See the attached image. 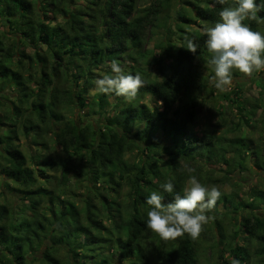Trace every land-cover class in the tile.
<instances>
[{
    "label": "trees",
    "instance_id": "16d2710c",
    "mask_svg": "<svg viewBox=\"0 0 264 264\" xmlns=\"http://www.w3.org/2000/svg\"><path fill=\"white\" fill-rule=\"evenodd\" d=\"M178 1L179 7L172 0H0V17L20 34L15 44L23 45L20 53L12 45L0 53V92H17L0 97V168L9 189L0 184V264H264V214L257 211H264V186L258 184L246 193L248 201L241 183L230 182L232 191H221L205 213L213 228L204 225L197 240L187 233L163 240L146 227L152 192L165 204L176 193L183 196L184 164L199 162L205 171L191 175L209 188L225 185L233 173L264 171L260 139L197 129L203 89L211 86L201 68L211 54L204 31L186 25L215 26L237 0ZM50 14L63 21L51 24ZM262 21L264 10L243 23L259 32ZM159 26L166 39L156 54L147 46ZM185 38L198 44L196 54L179 47ZM113 62L144 81L135 99L90 94L98 79L114 75ZM35 63L39 79L31 87ZM217 91L220 101L236 106L233 131L258 129L249 113L255 118L264 106L248 108L241 88ZM146 96L150 100L143 101ZM71 110L78 118L67 115ZM85 112L98 115V122L84 118ZM222 165L224 178L213 177ZM169 179L172 194L160 187Z\"/></svg>",
    "mask_w": 264,
    "mask_h": 264
},
{
    "label": "clouds",
    "instance_id": "9594fccd",
    "mask_svg": "<svg viewBox=\"0 0 264 264\" xmlns=\"http://www.w3.org/2000/svg\"><path fill=\"white\" fill-rule=\"evenodd\" d=\"M216 2L224 5L228 0ZM237 5L235 8H224L219 13L221 22L204 29L207 49L211 54L208 63L214 69L209 83L220 92L230 90L233 84V70L245 77L264 71V35L243 23L245 19L255 21L257 13L264 10V4L258 5L256 0H237ZM185 39L186 46L179 47L196 54L198 44L192 39ZM111 70L114 75L104 76L96 81L98 91L103 94L115 93L128 101L135 99L139 90L144 87L141 76L125 74L116 62L111 64ZM180 170H187L190 174L195 171L188 165H184ZM160 187L166 193L174 192L171 179ZM183 191V196L176 193L174 200L166 204L163 202V196L157 192H152L147 198L151 210L147 212L146 227L163 240H175L185 233L191 239L197 240L210 219L205 213L215 208L222 195L217 187L204 186L194 175H190L188 186ZM231 264H240V261L233 259Z\"/></svg>",
    "mask_w": 264,
    "mask_h": 264
},
{
    "label": "rangeland",
    "instance_id": "374dc122",
    "mask_svg": "<svg viewBox=\"0 0 264 264\" xmlns=\"http://www.w3.org/2000/svg\"><path fill=\"white\" fill-rule=\"evenodd\" d=\"M172 2L174 4H176V7H179V1L178 0H172ZM235 8V7H232ZM177 9V8H176ZM51 18H54L53 20H51V24H55L58 22L63 21V17L62 15L58 14V15H52L50 14ZM186 27L188 29H193L195 27L199 28L200 30L204 31L205 28H209V27H214L212 25H207V27H201V25L199 24H195V25H186ZM259 32L264 35V21L260 22L259 25ZM165 27H157L155 29H153L154 32V36L150 39L149 43H148V48L150 49H154V51H156V54H160V47L161 45H163L166 35L165 32ZM168 36H170L169 34H167ZM20 34L14 30L11 29L8 26V21L6 18H2L0 17V39L4 42L2 44V49L0 48V53H6L7 50L10 51V46L12 45V49L15 51V49L17 48L19 53L21 52L23 45L21 44V42H18V44H15L17 41L16 39H20ZM173 41L177 42V37L176 35L171 36ZM11 49V50H12ZM2 50V51H1ZM26 51L27 53L32 54L33 53V48L32 45H28L26 47ZM20 55V54H19ZM211 59V56L208 57V61ZM26 63L28 62L30 65L31 60H29V58H25L24 60ZM208 61H206L205 63H202V68H201V73L202 76L206 79V80H210L211 76H210V72H214L213 66L210 65L208 63ZM17 62H18V58L15 60L14 66H17ZM153 72L154 74H156V76L160 77V71L159 69H157L156 66L153 67ZM33 82L31 87H35V82L39 79V70L37 67V64H34L33 70ZM29 75V73L26 71V76ZM231 88H241L243 92H241L240 97L246 102V105L248 108H251V104H259L260 106H264V71H260V72H254L253 75L251 77H245L242 73L233 70V84L231 85ZM230 88V90H231ZM213 89V86L211 85L210 87L203 89V97H204V101H202L201 103V107H200V111H199V117H198V126L197 129H203V128H208L210 130H216L217 133H221V134H227V136H231V137H235L237 135L241 136L242 134L250 136L252 139L256 140L257 142L260 139V143L261 145H263L261 147V149L258 148L259 152H262L264 150V141L262 142V140H264V124H263V119H264V112H263V108L261 107H257L256 108V116L255 118L253 117V115L251 113H249V120H251L252 124L255 125L257 124L258 129H253L252 126H248V125H243L241 129H238L236 131H233L234 129H232L231 126V122L229 120L231 119H235V121H237V117L235 116L236 113V106L233 105V103L231 104V102L229 101H220L222 96L221 93H217L218 91L215 89V93L211 95V90ZM226 91V92H230ZM16 89H12L9 88L8 92H10V94L8 92H0V97L1 95H5L7 96V98L11 97L14 98V96L17 94V92H15ZM98 91V89L96 88V84L93 86V88L90 91V94H95ZM231 96H234V94H231ZM143 101H148L150 100L149 96H146L145 98L142 99ZM7 102V101H6ZM10 102V101H9ZM222 104V105H221ZM11 105L13 106V104L11 103ZM219 105H221L219 107ZM231 105V106H229ZM229 106V107H228ZM222 109V111H221ZM3 110H2V106H0V117L3 115ZM78 110H71L67 112V115L69 117L74 116L76 118H78ZM85 116L84 118H86L87 120L92 119L95 120V123L98 122V115L96 114H92V115H88L89 113L85 112ZM228 118V120H227ZM256 118H258V122L256 121ZM225 119V120H224ZM233 119V120H234ZM262 120V121H261ZM221 122V123H220ZM221 124V125H217V124ZM4 128L1 130H6L8 128V123H3ZM20 136V137H19ZM18 137L19 142L22 143L23 149L30 154V149L27 146V142L25 141L26 139L20 134ZM158 136L161 138V141L163 144H167L168 143V138L161 132L158 133ZM242 147V146H240ZM136 153V152H135ZM259 155V154H258ZM136 156L138 157L139 154L138 152L136 153ZM249 158V157H248ZM184 165H188V164H184ZM192 168L195 169V171L193 173H197L199 171L204 172L205 168L201 167V164L198 162L192 163L190 165H188ZM218 170L216 172H212V176L213 177H220V178H224V173L221 170H225L226 169V165H222V167H217ZM203 170V171H202ZM251 170V169H250ZM249 170V171H250ZM183 173H186L187 170L182 171ZM251 173V172H250ZM50 174L52 176L55 175L54 172H50ZM58 175V174H57ZM190 173L187 172L186 174V180H185V185H187L189 177H190ZM235 177V178H234ZM6 182H7V177L5 176V174L2 173L1 168H0V184L2 185L1 187L5 190L8 191L9 189L6 186ZM235 182L237 184V182L241 183L240 187L242 190L240 191V194L249 201V197L246 195V193L251 190L252 187H254L256 184H258L260 187L264 186V171L260 172L259 174H257V172H252L251 174L249 173H245V176L240 175L238 173H233L231 175V178H229V180L227 182H225V185L222 184L220 181L219 183H213L209 186L213 187H217L220 191H226V192H231L233 189V185L231 183ZM55 183V182H54ZM261 192H258L256 195H253L250 197V199H255V197H257V195L259 196ZM15 199L17 200V196H14ZM16 200L14 201L16 203ZM258 212H260L261 214H264V211L262 210H257ZM17 212V210H16ZM242 215V214H240ZM240 215H238L239 217H241ZM229 220V219H228ZM209 223V221H208ZM232 224V223H231ZM231 224H226V229L227 226H230ZM209 227H212V224L209 223ZM213 228V227H212ZM228 230V229H227ZM118 261V260H116ZM253 264H256V261H253Z\"/></svg>",
    "mask_w": 264,
    "mask_h": 264
}]
</instances>
